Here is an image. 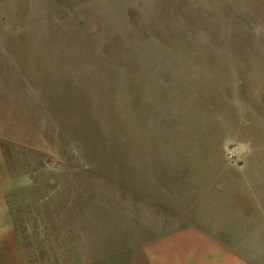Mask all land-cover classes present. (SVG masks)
<instances>
[{"label": "rangeland", "instance_id": "374dc122", "mask_svg": "<svg viewBox=\"0 0 264 264\" xmlns=\"http://www.w3.org/2000/svg\"><path fill=\"white\" fill-rule=\"evenodd\" d=\"M0 30L33 264H128L206 205L264 242V0H0Z\"/></svg>", "mask_w": 264, "mask_h": 264}, {"label": "crops", "instance_id": "0c3cea01", "mask_svg": "<svg viewBox=\"0 0 264 264\" xmlns=\"http://www.w3.org/2000/svg\"><path fill=\"white\" fill-rule=\"evenodd\" d=\"M2 33L4 31L0 30V35ZM0 60L3 68L7 63ZM13 98L12 92L0 91L1 101ZM7 106V102L0 103V108ZM13 129V117L0 112V264H33L45 260V251L40 246L45 245L46 223H50L48 228L53 229L55 241L56 222H46L38 214L39 219L19 223L31 211L38 213L40 208L30 207L20 192L29 188L28 173L23 171V167L26 168L24 162H15L14 140L9 134ZM15 195H18L16 199ZM37 200L45 206V194ZM199 211L202 213L198 217L188 216L189 223H185L184 214L182 223H160L157 227L163 226L161 232L134 248L128 264H264V242L256 244L252 239L223 238L217 233L222 221L216 208L206 205ZM57 223L60 231V222ZM53 251H56L55 246ZM89 260L93 261V258Z\"/></svg>", "mask_w": 264, "mask_h": 264}]
</instances>
